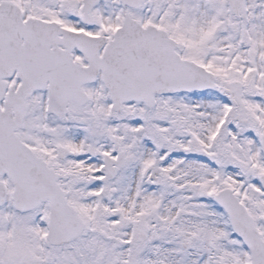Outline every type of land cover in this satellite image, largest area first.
<instances>
[{"label":"snow or ice","instance_id":"6c2138e0","mask_svg":"<svg viewBox=\"0 0 264 264\" xmlns=\"http://www.w3.org/2000/svg\"><path fill=\"white\" fill-rule=\"evenodd\" d=\"M0 264H264V0H0Z\"/></svg>","mask_w":264,"mask_h":264}]
</instances>
